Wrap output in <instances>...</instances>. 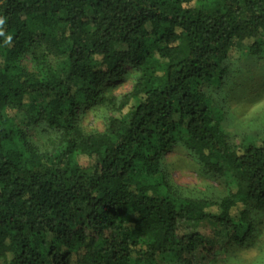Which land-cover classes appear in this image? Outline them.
Wrapping results in <instances>:
<instances>
[{"label": "trees", "instance_id": "1", "mask_svg": "<svg viewBox=\"0 0 264 264\" xmlns=\"http://www.w3.org/2000/svg\"><path fill=\"white\" fill-rule=\"evenodd\" d=\"M238 49L264 55V0H0L1 264H207L242 245L264 210V138L231 146L201 91ZM101 105L122 116L84 133L78 110ZM178 146L226 196L173 192Z\"/></svg>", "mask_w": 264, "mask_h": 264}, {"label": "rangeland", "instance_id": "2", "mask_svg": "<svg viewBox=\"0 0 264 264\" xmlns=\"http://www.w3.org/2000/svg\"><path fill=\"white\" fill-rule=\"evenodd\" d=\"M24 64L29 71H34L29 58ZM125 70V78L110 92L119 100L131 91L138 76L129 67ZM220 70V78L204 83L201 91L209 98L213 111L219 114L227 142L238 146L263 139L264 55L251 56L245 49L232 51ZM78 116L79 128L90 134L103 132L109 119L120 118L122 114L101 105L85 106L78 110ZM22 118L20 115L17 120L22 122ZM26 130L31 144L38 151L51 154L58 151L57 136L44 123H33ZM162 172L177 196L218 202L227 194L223 179L205 170L180 146L166 155ZM249 224L252 230L242 245L231 244L207 264H263L264 210L251 208Z\"/></svg>", "mask_w": 264, "mask_h": 264}]
</instances>
